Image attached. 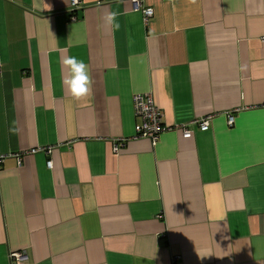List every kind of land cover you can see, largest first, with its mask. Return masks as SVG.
I'll list each match as a JSON object with an SVG mask.
<instances>
[{"label": "crops", "instance_id": "obj_1", "mask_svg": "<svg viewBox=\"0 0 264 264\" xmlns=\"http://www.w3.org/2000/svg\"><path fill=\"white\" fill-rule=\"evenodd\" d=\"M0 155V264H264V0H0Z\"/></svg>", "mask_w": 264, "mask_h": 264}, {"label": "built area", "instance_id": "obj_2", "mask_svg": "<svg viewBox=\"0 0 264 264\" xmlns=\"http://www.w3.org/2000/svg\"><path fill=\"white\" fill-rule=\"evenodd\" d=\"M80 3L81 0H70V5L72 7L77 6ZM143 15L145 21H147L152 15V10L150 8L144 9ZM132 100L134 112L141 118V122L135 126V137L147 138L150 140L151 144H155L159 135L169 128V126H167L163 122V114L153 102L150 94H134ZM233 122V117L229 115L227 118V123L231 126ZM191 124L195 125L200 130H207L210 126V118L204 117L195 119ZM182 130L185 136H188L192 133L191 129L188 128H183ZM122 144L123 140L115 142L113 145V151L118 152ZM4 157L5 155H0V164L3 161ZM18 161H20V158H18ZM48 164L50 165V162H48ZM11 257L19 260L21 254L19 252H12ZM170 264H178L176 257L173 256L171 258Z\"/></svg>", "mask_w": 264, "mask_h": 264}, {"label": "clouds", "instance_id": "obj_3", "mask_svg": "<svg viewBox=\"0 0 264 264\" xmlns=\"http://www.w3.org/2000/svg\"><path fill=\"white\" fill-rule=\"evenodd\" d=\"M192 2L195 3V0H192ZM46 8H49V5L45 4L44 9ZM117 15L118 13L114 11L106 12L103 18L105 26L110 27L113 31L120 28V24L117 22ZM61 63L67 69V75L63 77V84L67 86L71 96L78 105L87 106L93 96V81L89 66L82 59H78L75 56H65ZM207 255H201L200 257L204 258Z\"/></svg>", "mask_w": 264, "mask_h": 264}]
</instances>
